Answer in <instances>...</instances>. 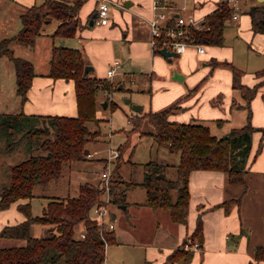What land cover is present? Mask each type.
I'll list each match as a JSON object with an SVG mask.
<instances>
[{"label":"trees","instance_id":"1","mask_svg":"<svg viewBox=\"0 0 264 264\" xmlns=\"http://www.w3.org/2000/svg\"><path fill=\"white\" fill-rule=\"evenodd\" d=\"M84 1L44 0L39 4H32L20 14L21 28L18 32L0 39V57L7 56L13 62L16 93L22 102L26 99V91L35 72L30 60L14 55L12 41L29 47L34 46L37 37L43 33L45 23L51 20L58 22L51 33L52 37H74L78 27L77 13ZM245 11L250 15L252 31L264 34V4L251 5ZM231 12L229 4L222 1L206 16L209 28L192 31L194 41L204 45H221L225 21L231 16ZM212 64L230 68L232 87L240 91L246 103L247 123L231 128L222 136H216L211 133L208 125L201 122L170 121L168 115L179 108L177 104L181 98L156 111L136 113L128 117L131 128L127 131H135L141 120L147 119L153 129L145 133L169 153L177 154L179 160L176 164L154 159L144 162V177L141 182L111 178L112 202H124V192L120 195L115 192L119 182H125L127 187L141 185L145 189V205L153 210H165L173 222L184 223L188 213L190 171L222 170L227 173L229 183L244 182L253 131L261 130L264 135L263 128L254 127L249 121V103L259 85L264 82V68L255 72L263 76V79L253 86H247L240 81L241 69L227 62L214 61ZM84 65L86 64L78 48L64 45L52 47L48 75L53 78L73 79L77 105L75 116L0 112V142H4L2 151L14 149L11 147L14 143L11 140L16 133H21L19 139L29 138L26 141L28 156L8 168V181L0 186V209L17 202L18 210L25 217L16 224H7L0 229V238L22 241L21 244L0 246V264L105 262L104 240L100 236L97 222L89 217L91 207L101 200L99 181L97 184L81 182L74 196H44L46 203L40 215H32L30 204L34 187L56 181L63 175L66 167H70L74 162L89 159L86 157L89 152L87 144L102 133L99 129L101 119L96 116V92L98 88L108 91L116 86L111 87L107 80L100 81L101 78L84 74ZM199 86L200 83L190 88L188 94ZM232 105L238 106L234 100ZM261 147L260 142L259 149ZM120 155L121 150L117 158ZM170 168H174V178L167 176ZM116 169L117 166L114 173ZM172 191L175 192L174 197ZM21 200L26 201L20 202ZM230 204L231 201H225L220 205L228 209ZM33 223L45 226L41 235L31 233ZM82 228L85 230L84 237H76L77 231ZM192 235L201 243L200 216L197 217ZM104 236L108 244L116 241L114 230L104 231ZM190 256L191 251L181 247L174 249L168 259L186 261ZM263 256L264 247L257 246L255 259Z\"/></svg>","mask_w":264,"mask_h":264},{"label":"crops","instance_id":"2","mask_svg":"<svg viewBox=\"0 0 264 264\" xmlns=\"http://www.w3.org/2000/svg\"><path fill=\"white\" fill-rule=\"evenodd\" d=\"M42 1L44 0H0V39L18 32L21 28L20 14L28 6L39 4ZM94 1L95 6L92 9L85 6V1L80 6L77 13L78 27L72 38L52 37L51 33L58 22L51 20L45 23L43 33L37 37L34 46L29 47L12 41L11 47L14 55L30 60L34 66L35 75L26 91V99L22 102L16 93L13 62L7 56L0 57V112L65 116L77 114L73 79L53 78L48 75L49 58L54 45L78 48L85 64L92 66V69L87 73L91 77L105 79L106 71L103 77L96 75V68L101 66L97 65L101 61L99 49L107 46L108 50L117 51L120 47H124L123 59H113L119 62L117 73L113 79H118L122 86L121 80L132 79L136 74H139H135V71H127L128 66L140 70L139 66L144 63L147 64L150 59L154 67V62L158 59L156 55L158 52L152 50L147 41L149 35L147 20L152 14L151 0H111L110 21L104 25L94 20L97 6L96 0ZM179 1L185 4L183 0H171L170 3L174 6L182 5L178 3ZM192 1L193 7L190 13L197 17H206L224 0ZM252 1L251 5L264 4V0ZM241 3L239 2L240 9L237 16H230V19L234 21L237 40L234 42V39L230 38L229 41L228 36L224 37L225 25L221 45H204V52L202 53L196 52L193 47L189 46L181 54H174L180 59L172 64L170 69H167V74L171 79L184 83L188 89L177 84L168 91L166 100L156 101L152 106L153 110L150 111L161 109L182 98L177 104L179 108L168 115L170 121L201 122L208 125L211 133L216 136H222L231 128L245 124L248 120V110L240 91L232 87L230 68L226 65L213 66L212 64L214 61L227 62L241 69L240 81L247 86H252L263 79V76H259L255 72L264 68V34L252 31L244 5V14L240 16ZM115 6H119V9L114 8ZM234 43L238 46L236 53ZM194 54L196 58L200 59V67L197 69L193 63L189 62V58L193 57ZM173 69L182 75L181 79L172 77ZM139 72L143 73L144 71ZM151 73L150 77L153 75V72ZM145 75L148 76L149 72ZM207 77L206 84L215 77L219 81V86L201 101L199 93L204 86V84L201 85V82ZM199 83L200 86L196 90L189 91L188 94V90ZM233 100L238 106H232ZM249 108V121L252 126L264 129V82L259 85L250 100ZM133 110L134 113L142 111V106L140 105L139 110ZM212 120L217 125L218 134L212 132V128H214L210 125ZM260 142L263 146L259 149ZM3 144L4 142H0V171L3 170V166L8 169L15 164L12 161L15 151L23 149L27 153L26 142L21 144L20 148L18 146L15 151L13 149L10 152L2 151ZM178 160L179 157L172 164H176ZM3 171L5 173V170ZM89 178L82 182H96L94 173ZM7 181L8 178L5 173L0 182L4 184ZM133 187L135 186L130 188ZM188 188L189 202L185 222L176 223L170 219L173 225L171 226L173 233L169 234V240L167 239L166 243H143L145 244V251L138 264H264V256L255 259L256 247H264V135L262 131L258 129L253 131L243 183H229L227 173L222 170L194 169L190 171L188 176ZM25 201L21 200L20 202ZM225 201H231L228 209L220 205ZM45 203L46 200L44 199ZM124 205L126 206L125 209L117 206L126 210L129 205L127 203ZM145 206L147 207V205ZM166 213L169 217L168 212ZM112 216L115 219L116 215L113 210ZM198 216L202 220L200 248L190 250L189 260H169L168 255L174 249L181 248V242L186 237L195 238L192 233ZM24 218L22 212L17 208V202H13L7 208L0 209V229L7 224H16ZM114 234L116 241L112 244L119 243V245L129 247L143 246L142 243L135 245L118 239L115 225ZM4 239L9 238H0V246H4ZM21 242L13 239V244H21ZM105 260L109 263L107 257Z\"/></svg>","mask_w":264,"mask_h":264},{"label":"rangeland","instance_id":"3","mask_svg":"<svg viewBox=\"0 0 264 264\" xmlns=\"http://www.w3.org/2000/svg\"><path fill=\"white\" fill-rule=\"evenodd\" d=\"M239 2H242L241 16L244 14V8H249L253 1L240 0ZM178 3L182 4V1H179ZM85 6H89L92 9V7L95 6V1L85 0ZM185 6V12H192L191 9L193 7V1L186 0ZM114 8L119 9V6H115ZM248 17L251 19L249 14ZM233 23L234 21L231 20L230 17L225 21L226 27L224 29V37L226 38L228 36L229 41L230 38H232L235 42L237 40V37H235L237 32ZM150 36L149 31L147 38L148 42L150 40ZM234 46L236 53L238 51V46L236 43H234ZM123 48L124 47H120L117 51L108 50L107 46L99 49L98 52L101 61L98 62L97 65L101 66H99L98 69L96 68L97 77H103L105 75L106 68H109L113 59H123ZM205 48L207 49V46H205ZM156 55L158 56V59L154 62V67L153 62H151L150 59L147 61V64L144 63L139 66L140 70L128 66L127 71H135V74H139H136L132 79L121 80L123 84L121 88H117L119 84L117 77H114L117 80H114L113 78L111 80L105 78L99 79L100 81L107 80L111 87L116 86V88L111 90L108 89V91L103 88H98L96 92V98L98 100L96 116L101 119L99 122V129L102 133L94 141L87 144L88 150H90L93 155L91 157H87L89 159L83 160L82 162L77 161L71 164L72 166L66 167L63 175L56 181H51L44 186L37 185L34 187V196L31 200L32 215H40L42 213L44 196H74L78 192L79 183L86 178L90 179L89 177L92 173L95 175L94 180L96 182L94 181V184H97L99 181L98 174L100 170L104 168L111 170L112 178H123L125 181L141 182L144 177V167L142 165L144 162L154 159L160 162L172 164L177 161V154L169 153L165 147L157 145L151 136L145 133L153 129V126L147 121V119H144L143 121L141 120V123L136 127L135 131H127L131 128V123L128 121V117L136 113L142 114L153 110L152 106L156 103V101L162 102L166 100V94H168V91L172 90L173 87L177 86V84L186 88L184 83H179L171 79L167 74V69H170V66L180 59V57L173 55L168 57L170 58V60H168L167 57H163L159 53H156ZM195 56L196 55L194 54V58H189V62L193 63L195 65V69H197L200 67V59ZM139 71H144L146 73L149 72V75L146 76V73H141ZM151 72H153V75L150 77ZM207 79L208 77L201 82V85L204 84L199 93L201 101H203L204 97H207L208 94L214 92L219 86V81L215 77L212 81L206 84ZM105 98L107 99L108 104L106 108H102L99 105V101H102ZM111 104L113 107H111ZM133 104L141 105L142 111L134 113L132 108ZM232 106L234 107V105ZM211 122L212 124L210 123V125L214 126V128H212V132H216L218 134L219 130L216 128L217 125L215 124V121L212 120ZM245 123H247V121ZM90 126L92 127L94 125ZM20 134L21 133L14 134L13 139L11 140L14 142L11 146L14 148L13 151L16 150V147L19 146L18 148H20L21 144L29 140V138L19 139ZM40 140L41 137H39V141ZM109 146L121 150L120 157L113 159L112 163H108L105 158L107 155L106 148ZM9 151L10 150H6L5 152ZM14 153L15 156L12 157V161H14V163H17L28 156L23 149L15 151ZM116 166L117 169L114 173ZM2 168L5 170L7 175L9 171L7 167L3 166ZM3 170L0 171V181L3 180V177L5 176ZM168 172V177H175L174 168H170ZM2 184L0 182V186ZM115 192L117 195L124 192V202L122 204L127 203L129 205L126 210L120 209L117 206L118 204L114 202H111L109 205V208L115 211L116 220L114 225L115 231L118 233V239L125 243H134L135 245L138 243L162 244L167 242L169 234L173 233L171 227L173 226L171 223L172 221L168 217L166 213L167 211L152 210L148 206H145L143 203L146 198L145 189L141 185H136L135 187L130 188L125 185V182H119L115 187ZM174 195L175 192L172 191V196L174 197ZM44 229V225L33 223L31 233L33 235H41ZM4 240V246L13 244V239ZM145 244H143L142 247H129L127 245L122 246L119 245V243L107 244L105 246V256L107 257L108 262L113 261L114 264H138L140 257H143Z\"/></svg>","mask_w":264,"mask_h":264},{"label":"built area","instance_id":"4","mask_svg":"<svg viewBox=\"0 0 264 264\" xmlns=\"http://www.w3.org/2000/svg\"><path fill=\"white\" fill-rule=\"evenodd\" d=\"M184 2L186 0H183ZM232 8L231 16L236 17L240 5V0H224ZM171 0H151V17L147 20L150 40L149 44L152 50L160 47L172 50L175 54H181L187 47H193L196 52H204V44L194 41L192 37L193 30L208 29L209 25L206 22V17H197L195 14L185 12V4L174 6L170 3ZM96 12L94 20L99 24H107L111 17V0H96ZM176 12V15H175ZM184 12V13H183ZM118 60H113L109 68L106 70V79L111 80L117 73ZM107 155L105 158L108 163H112L113 159L119 156V150L114 147L106 148ZM91 151L86 153V157H91ZM99 189L101 190V200L94 204L90 210V219L98 224V229L101 238L104 240V245L108 243L104 236V231L114 230V217L112 218V210L109 208L112 202V195L110 192L111 170L104 168L98 174ZM85 230L83 228L78 230L76 237L83 238ZM181 247L185 250H198L200 243L197 239L188 236L181 242ZM104 264L107 263L106 260Z\"/></svg>","mask_w":264,"mask_h":264},{"label":"water","instance_id":"5","mask_svg":"<svg viewBox=\"0 0 264 264\" xmlns=\"http://www.w3.org/2000/svg\"><path fill=\"white\" fill-rule=\"evenodd\" d=\"M175 15H176V12H175ZM92 21V20H91ZM156 51L158 53H160L161 55L165 56V57H169V56H173L175 54L174 51L172 50H169V49H166L164 46L163 47H160V48H157ZM92 69V66L86 64L84 65V68H83V73L86 74L88 71H90ZM172 77L176 78V79H181L182 78V75L176 71V69H173V74H172ZM121 84L118 85L117 88H121ZM99 105L102 107V108H106L107 106V99L105 98L104 100L100 101L99 102ZM132 108L135 109V110H139L140 109V105L138 104H133L132 105ZM118 206L120 208H123L125 209L126 206L124 204H118Z\"/></svg>","mask_w":264,"mask_h":264}]
</instances>
